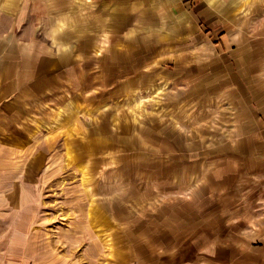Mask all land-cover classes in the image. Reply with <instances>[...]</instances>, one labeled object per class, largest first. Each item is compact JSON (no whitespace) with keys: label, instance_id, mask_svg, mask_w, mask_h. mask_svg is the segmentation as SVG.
Segmentation results:
<instances>
[{"label":"crops","instance_id":"0c3cea01","mask_svg":"<svg viewBox=\"0 0 264 264\" xmlns=\"http://www.w3.org/2000/svg\"><path fill=\"white\" fill-rule=\"evenodd\" d=\"M155 84L171 93L142 118L132 98ZM91 103L113 110L75 117ZM63 109L87 176L21 264H264V0H0V154ZM10 234L0 264H19Z\"/></svg>","mask_w":264,"mask_h":264},{"label":"rangeland","instance_id":"374dc122","mask_svg":"<svg viewBox=\"0 0 264 264\" xmlns=\"http://www.w3.org/2000/svg\"><path fill=\"white\" fill-rule=\"evenodd\" d=\"M173 51L175 49L172 48L171 52ZM172 64L169 62L165 66L171 67ZM168 93L171 92L167 89L162 90L160 85L155 84L150 90L137 92L132 98L134 105L128 108L140 117L152 112L161 114L162 101ZM129 96L121 97L120 100L123 102ZM111 104L97 106L91 103L87 107L71 109H74L75 117L94 122L98 115L113 110ZM61 112L58 115L59 122L54 126L58 131L56 134L47 136L48 132L45 130L44 133H37L36 138L23 141L24 143L5 144V147H9L10 153L0 154V210L9 212L4 213V219L0 218V227H9L11 247L8 252L11 256L14 255L13 259L18 260L19 264L23 262L21 258L23 254L33 256L39 242L45 245L59 240L62 236V227L67 221L66 212L72 210L66 204L67 189L71 190L73 185L82 183V178L87 176L82 168L79 169L64 159L62 152L64 150L61 146L63 139L71 134H80L65 130L60 122L65 109ZM110 129H114V126L112 125ZM47 137L57 138L56 147L54 151L44 156L42 154V157L39 151L45 148V143L50 146ZM42 138L46 141H41ZM38 155L42 161L36 163ZM67 176H72V179L66 180ZM1 196L8 197L9 204L3 203ZM60 253L65 254L66 251L61 249Z\"/></svg>","mask_w":264,"mask_h":264}]
</instances>
